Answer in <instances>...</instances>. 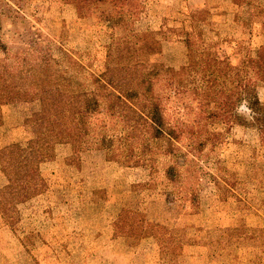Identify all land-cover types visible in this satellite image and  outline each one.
Segmentation results:
<instances>
[{"label": "rangeland", "instance_id": "374dc122", "mask_svg": "<svg viewBox=\"0 0 264 264\" xmlns=\"http://www.w3.org/2000/svg\"><path fill=\"white\" fill-rule=\"evenodd\" d=\"M120 14L123 22L116 21ZM185 32L215 59L210 70L226 72L264 47V0H0V65L47 60L31 75L34 89H88L91 74L108 70L121 80L116 111L145 115L147 101L129 97L128 89L150 79L177 92L167 101L170 122L214 137L181 147L178 157L198 173L194 206L190 196L167 195L165 140L153 144L154 170L123 166L121 144L82 152L76 162L66 144H34L45 190L9 207L16 217L0 215V264H264V145L228 116H196L213 105L196 94L207 73L192 64ZM223 83L211 89L227 88ZM256 93L264 105V84ZM237 111L245 114L242 105ZM37 112L36 101H1L0 148L26 147ZM120 208L141 213L161 233L114 236Z\"/></svg>", "mask_w": 264, "mask_h": 264}, {"label": "trees", "instance_id": "16d2710c", "mask_svg": "<svg viewBox=\"0 0 264 264\" xmlns=\"http://www.w3.org/2000/svg\"><path fill=\"white\" fill-rule=\"evenodd\" d=\"M245 1V0H243ZM121 14L116 21L123 22ZM190 30L195 33L196 23L189 20ZM182 40L193 65L200 64L204 87L196 91L198 97H204L213 107L199 108L196 116H228L233 126L251 128L256 131L258 140L264 145V105L257 97L256 87L264 84V47L256 58L246 57L240 65L228 71H212L215 59L209 54L194 48V42L185 32ZM196 34V33H195ZM70 66L81 70L73 60L61 57ZM40 65L32 63H11L0 65V102L36 101L38 112L29 124L31 140L26 147L10 143L0 148V173L6 184L0 187V215L8 218L9 207L41 194L45 183L38 170V156L34 144L40 143L46 148L54 144L69 146L71 158L76 162L79 154L91 150H103L106 146L121 144L119 159L125 167L148 166L154 170L155 141L165 140L168 146L161 149L163 155L171 158L164 170L165 180L172 189L167 195L181 194L190 196V204L195 205V193L198 173L195 168L179 163L181 147L191 149L194 144L214 141L213 135L194 132L192 126H179L168 118L167 101L177 93L160 88L156 81L143 78L129 86V97H141L147 101L146 113L121 115L116 111L118 90L121 80L113 78L108 70L91 74L90 88L80 85L65 87H40L34 89L31 75L36 68L45 66L47 60L39 57ZM68 60V61H67ZM210 66V67H209ZM209 67V68H208ZM228 83L227 88L212 90V83ZM207 84V85H206ZM155 86L156 89H155ZM159 89L160 92L158 91ZM172 92V93H171ZM200 92V93H199ZM244 107L245 114L237 110ZM198 123L194 128L197 130ZM114 236L143 238L155 237L161 233V226L144 220L141 213L120 208L112 224Z\"/></svg>", "mask_w": 264, "mask_h": 264}]
</instances>
